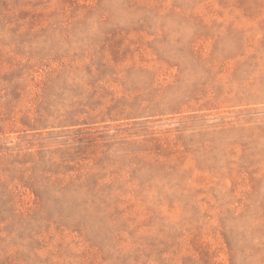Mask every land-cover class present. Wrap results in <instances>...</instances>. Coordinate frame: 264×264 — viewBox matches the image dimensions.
<instances>
[{
    "label": "rangeland",
    "instance_id": "rangeland-1",
    "mask_svg": "<svg viewBox=\"0 0 264 264\" xmlns=\"http://www.w3.org/2000/svg\"><path fill=\"white\" fill-rule=\"evenodd\" d=\"M0 264H264V0H0Z\"/></svg>",
    "mask_w": 264,
    "mask_h": 264
}]
</instances>
